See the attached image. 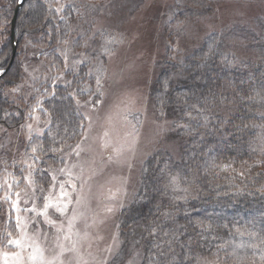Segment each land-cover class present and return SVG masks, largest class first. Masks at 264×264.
Wrapping results in <instances>:
<instances>
[{
    "label": "trees",
    "instance_id": "1",
    "mask_svg": "<svg viewBox=\"0 0 264 264\" xmlns=\"http://www.w3.org/2000/svg\"><path fill=\"white\" fill-rule=\"evenodd\" d=\"M67 1H23L10 64V24L19 0H0V73L5 70L0 129L20 127L26 120L25 108L18 105L25 98L16 101L6 93L23 77L21 46L26 45L22 57L45 60L50 69L62 63L58 52L80 6ZM235 29L211 31L187 53L175 51L172 41L164 47L149 98L157 119L169 122L167 139L180 152L176 158L162 147L142 164L134 199L117 218V257H128L135 248L138 264H199L202 258L264 264V16ZM85 74L80 68L77 77L83 80ZM29 99L27 107H42L50 116L44 133L25 150L28 159L45 168L63 145L79 140L83 119L67 89L52 80L36 84ZM37 174L43 180V173Z\"/></svg>",
    "mask_w": 264,
    "mask_h": 264
},
{
    "label": "rangeland",
    "instance_id": "2",
    "mask_svg": "<svg viewBox=\"0 0 264 264\" xmlns=\"http://www.w3.org/2000/svg\"><path fill=\"white\" fill-rule=\"evenodd\" d=\"M69 1L80 6L59 49V68L23 58V45V77L6 93L28 103L36 84L52 80L76 103L83 132L44 168L25 155L30 140L49 125L42 107L18 103L25 108L24 124L0 129V264H138L135 248L117 257L118 215L134 199L144 161L162 147L176 158L180 152L167 139L169 122L157 119L149 98L164 47L172 41L175 51L187 53L211 31L237 30L264 16V0ZM47 203L52 206L45 212ZM65 206L63 214L57 211Z\"/></svg>",
    "mask_w": 264,
    "mask_h": 264
},
{
    "label": "water",
    "instance_id": "3",
    "mask_svg": "<svg viewBox=\"0 0 264 264\" xmlns=\"http://www.w3.org/2000/svg\"><path fill=\"white\" fill-rule=\"evenodd\" d=\"M24 0H19L15 10H14V14H13V17H12V21H11V41H12V57L11 59L13 58L14 56V53H15V50H16V41L14 40V23H15V19H16V15H17V11L18 9L20 8V6L22 5ZM11 63V62H10ZM5 71L2 72V74L4 73ZM1 75V74H0Z\"/></svg>",
    "mask_w": 264,
    "mask_h": 264
},
{
    "label": "snow or ice",
    "instance_id": "4",
    "mask_svg": "<svg viewBox=\"0 0 264 264\" xmlns=\"http://www.w3.org/2000/svg\"><path fill=\"white\" fill-rule=\"evenodd\" d=\"M29 127H31V126H29ZM61 195H62V196H66L67 193L62 192ZM51 206H52L51 203H47V204H45V205H44V210H45V212H46V210H47L49 207H51ZM65 210H66V206H65V208H63V209H57V211H60L61 214H63V212H64ZM109 211H111V209H109ZM40 214L43 215L44 212H42V213H40ZM70 226H71V224H70ZM16 243H19V242H16Z\"/></svg>",
    "mask_w": 264,
    "mask_h": 264
}]
</instances>
